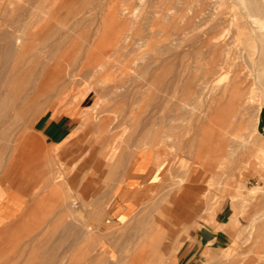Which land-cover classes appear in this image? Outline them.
Returning a JSON list of instances; mask_svg holds the SVG:
<instances>
[{"label":"rangeland","instance_id":"374dc122","mask_svg":"<svg viewBox=\"0 0 264 264\" xmlns=\"http://www.w3.org/2000/svg\"><path fill=\"white\" fill-rule=\"evenodd\" d=\"M54 1L0 0V35L30 46L0 74V179L28 188L0 264H264V0H123L129 29L108 17L122 0ZM229 82L243 111L213 99ZM134 158L155 166L136 209Z\"/></svg>","mask_w":264,"mask_h":264},{"label":"bare ground","instance_id":"6f19581e","mask_svg":"<svg viewBox=\"0 0 264 264\" xmlns=\"http://www.w3.org/2000/svg\"><path fill=\"white\" fill-rule=\"evenodd\" d=\"M55 1H57V0H55ZM54 1V3H56ZM62 1V0H61ZM64 1V0H63ZM66 1V0H65ZM105 1V0H104ZM117 1H119L120 2V0H117ZM123 1V0H122ZM121 1V2H122ZM129 1V0H128ZM131 1V0H130ZM51 2V1H50ZM72 2V1H71ZM103 0L101 1V4H103V3H105V2H103ZM119 2H117L115 5H121V3H119ZM158 2V1H157ZM53 3V5L55 6V4ZM68 3H69V1H68ZM107 4L108 3H112V2H110V0H109V2H106ZM114 3H115V0H113V4H112V6L114 5ZM119 3V4H118ZM134 2H132V4H133ZM153 3H154V1H153ZM183 3H185V2H183ZM187 3V2H186ZM100 4V3H99ZM100 4V6H102ZM123 5H125L124 4V1H123ZM150 5V4H149ZM192 5V4H191ZM253 6L252 7H256V6H254V4H252ZM54 6H52V8L54 7ZM61 6H63L62 4L59 6V7H61ZM105 7V9H106V4L104 5ZM126 6H128V4L127 5H125V9H126V13H121L122 15L124 14V16H120V14L118 13V11H120L121 9V12L123 11V8L121 7V6H117L118 7V9L117 8H112L111 6V11H110V13L108 14V17L117 25H115L116 27H122L123 29H124V27L126 28V29H129V26H127L128 25V23H129V21H131L129 18L130 17H132L131 16V14H132V12H130L129 11V9H131V8H133V6H134V4L132 5V7H131V4L129 5L130 6V8L128 9V8H126ZM3 7V6H2ZM58 7V10L60 9ZM66 7H68V6H66ZM65 7V8H66ZM120 7H121V9H120ZM153 7V6H152ZM181 7V6H180ZM186 7V6H185ZM57 8V7H56ZM61 8H63V7H61ZM108 8H109V5H108ZM107 8V9H108ZM151 8V7H150ZM154 8V7H153ZM106 9V10H107ZM124 9V10H125ZM152 9V8H151ZM183 9V8H182ZM132 10V9H131ZM52 11V10H51ZM129 11V12H128ZM135 11V10H134ZM258 11V10H257ZM131 13V14H130ZM264 14V13H263ZM50 15H52V14H50ZM103 16V15H102ZM168 16V15H167ZM175 16V15H174ZM192 16V15H191ZM260 17V16H259ZM104 18H106V17H104ZM258 18V17H257ZM142 19H145V18H142ZM178 19V18H177ZM53 20V19H52ZM107 20V19H106ZM110 20V21H111ZM150 20H151V18H150ZM172 19H170V20H168L169 22L171 21ZM259 20H260V26L261 27H263L264 28V15H262V17L261 18H259ZM54 21V20H53ZM136 21V20H135ZM138 21V20H137ZM136 21V22H137ZM140 21V20H139ZM138 21V22H139ZM146 21V20H145ZM161 21V20H160ZM173 21V20H172ZM109 22V21H108ZM137 22V23H138ZM157 21L155 20V23H156ZM185 22H186V20H185ZM217 22V21H216ZM215 22V23H216ZM142 23H143V21H142ZM146 23V22H145ZM158 23V22H157ZM177 23V22H176ZM53 24V23H52ZM135 24V23H134ZM139 24H141V21H140V23ZM149 24V23H148ZM163 24V23H162ZM175 24V23H174ZM192 24V23H191ZM50 24H48V26H49ZM130 25V24H129ZM136 26L138 25V24H135ZM167 25V24H166ZM188 25V24H187ZM189 25H190V23H189ZM189 25H188V27H189ZM47 26V25H46ZM114 26V25H113ZM140 26V25H139ZM163 26H165V25H163ZM186 26V25H185ZM193 26V25H192ZM199 26V25H198ZM51 27V26H50ZM148 27V26H147ZM162 27V26H161ZM168 27H171V26H167V28ZM188 27H187V29H188ZM191 27V26H190ZM163 28V27H162ZM165 28H166V26H165ZM175 27H173V28H170V29H174ZM45 29H46V27H45ZM155 29V28H154ZM186 29V30H187ZM194 29V28H193ZM140 30H142V29H140ZM157 30V29H156ZM262 30V29H261ZM6 32H4V34H3V31H2V35H0L1 37H0V39L1 40H3V41H5V42H3V41H1V42H3L1 45H0V74H3L4 72H6V70H7V68H6V63L8 62V61H10V58L12 57H14L15 59H17L18 57H20V56H22V55H24L26 52H27V47H29L30 48V46L28 45L29 44V36H28V34L26 33V31L25 30H23V32L21 33V34H19L22 38H23V43L22 44H20V45H15L14 44V42H13V40H12V33H13V31L14 30H12V31H9V32H7V29L5 30ZM129 31V30H128ZM134 31V30H133ZM216 31V30H215ZM1 32V31H0ZM142 32H144V31H142ZM145 32H146V30H145ZM150 32H151V30H150ZM149 32V33H150ZM131 33V32H130ZM183 33V32H182ZM190 32H188V34H189ZM31 34V33H30ZM141 34V33H140ZM143 34V33H142ZM36 35V34H35ZM34 35V36H35ZM39 35V34H38ZM132 35V34H131ZM146 35H148V34H146ZM179 35H181L180 33H179ZM142 36H144V35H142ZM204 36V35H203ZM31 37H32V35H31ZM30 37V38H31ZM35 37H33L32 39H34ZM133 38V37H132ZM147 38H149V37H147ZM157 38V37H156ZM155 38V39H156ZM180 38V37H179ZM182 38V37H181ZM180 38V39H181ZM206 38V37H205ZM210 38V37H209ZM134 39V38H133ZM167 39V38H166ZM179 39V40H180ZM193 39V38H192ZM197 40V39H196ZM31 41L32 40H30V43H31ZM34 41V40H33ZM32 41V42H33ZM143 41V40H142ZM182 41V40H181ZM186 41V40H185ZM188 41V40H187ZM195 41V40H194ZM205 41V40H204ZM210 41V40H209ZM0 42V43H1ZM149 42V41H148ZM142 43V42H141ZM147 43V42H146ZM152 43V42H151ZM162 43V42H161ZM187 44H188V42H186ZM199 44H201L200 43V41L198 42ZM203 43V42H202ZM194 44V43H193ZM197 44V43H196ZM149 45V44H148ZM159 45V44H158ZM189 45V44H188ZM191 45H192V42H191ZM198 45V44H197ZM203 45V44H202ZM205 45V44H204ZM207 45H208V43H207ZM151 46V45H150ZM192 46H194L195 47V45H192ZM200 46V45H199ZM199 46H197V48H199ZM221 43L219 42V41H211L210 42V44H209V47H210V50H213V52H217V50H219L220 48H221ZM228 46V45H227ZM141 47V46H140ZM144 47H146L145 45H144ZM153 47V46H152ZM202 47V46H201ZM207 47V46H206ZM224 47V46H223ZM196 48V49H197ZM203 48V47H202ZM214 48V49H213ZM148 49V48H147ZM152 49V48H151ZM158 49H159V46H158ZM158 49H157V51H158ZM200 49V48H199ZM224 49H226V48H224ZM223 49V50H224ZM198 50V49H197ZM202 50V49H201ZM160 51V50H159ZM197 52H199V50L197 51ZM204 52H205V50H204ZM207 52V51H206ZM219 52V51H218ZM158 53V52H157ZM161 53H162V51H161ZM194 53V52H193ZM199 53H201V51L199 52ZM155 55H156V53H154ZM202 54V53H201ZM205 54V53H204ZM215 54V53H214ZM161 55L162 54H160V57H161ZM199 55V54H198ZM201 57H202V55H201ZM200 57V58H201ZM208 57V56H207ZM212 57V58H211ZM210 58L212 59V63H215V62H218V61H220V59L219 58H215V56H211ZM154 58V57H153ZM199 58V59H200ZM205 58V57H204ZM207 59H209V58H207ZM159 60V59H158ZM210 60V59H209ZM206 61V60H205ZM222 62V61H221ZM203 63H205V62H203ZM225 63V62H224ZM144 64V63H143ZM219 64L220 63H217V64H215L216 65V67H217V65L219 66ZM149 65V64H148ZM151 65V64H150ZM214 65V66H215ZM222 65V64H221ZM226 65V64H225ZM240 67V66H239ZM204 68V67H203ZM255 68V67H254ZM153 69V68H152ZM11 70L13 71L14 69H12L11 68ZM11 70H10V72H11ZM211 70V69H210ZM140 71V72H139ZM145 71H146V68H145V66L144 67H141L140 69H138V72H139V76H141V74H143V73H145ZM211 71H213V70H211ZM210 71V72H211ZM147 72L149 73L150 71L149 70H147ZM205 72V71H204ZM215 72V71H214ZM236 72V71H235ZM212 73V72H211ZM240 73V72H239ZM238 74V73H237ZM236 75V74H235ZM248 76V75H247ZM240 77V76H239ZM238 77V78H239ZM0 78H1V76H0ZM236 78H237V76H236ZM235 79V76H234V78H233V80ZM148 81V80H147ZM263 81V80H262ZM231 82V81H230ZM229 82V84H226V85H223V86H220V84H217V85H214L213 86V99H215V98H217L216 97V95L217 94H219V93H222L223 95H231V98H232V96H234V100L236 101V105L243 111V109L245 108V105H246V103H247V97H246V95H245V92L243 91L244 90V88H241V85H238L237 83H234V82H236L235 80H234V82H232V83H230ZM238 82V81H237ZM243 83V82H242ZM139 84H136V86H138ZM2 88V87H1ZM247 88V87H246ZM4 89V88H3ZM2 89V90H3ZM248 89V88H247ZM1 90V89H0ZM3 92V91H2ZM253 92V91H252ZM254 93V92H253ZM255 93H256V91H255ZM256 96V95H255ZM254 96V94H251V96H250V98H251V100L255 97ZM0 97H2V93H1V96ZM253 100H255V98L253 99ZM0 101H2V103L4 102L3 100H1L0 99ZM259 101V100H258ZM6 103V102H5ZM260 103V102H259ZM4 104V103H3ZM3 104H1V105H3ZM5 108H6V106H8V104L5 106V104L3 105ZM3 106H1V107H3ZM0 108L1 110L2 109H5V108ZM247 107V106H246ZM7 108H9V107H7ZM260 108V107H259ZM261 109V108H260ZM259 110V109H258ZM6 111V110H5ZM5 111L4 110H2V111H0V115H3V117H5L4 115H5ZM12 111V110H11ZM1 112H4V114L2 113L1 114ZM7 113V112H6ZM15 113V112H14ZM35 113V112H34ZM12 114H13V112H12ZM38 114H40V113H38ZM258 114H260V113H258ZM42 114H40V116H41ZM11 116V115H10ZM40 116H39V118H40ZM8 117V116H7ZM12 117V116H11ZM14 117V116H13ZM0 118H2L1 116H0ZM1 120H3V119H1ZM9 120V119H8ZM1 124H2V122H1ZM2 127V126H1ZM101 127V126H100ZM102 132V131H101ZM104 132H105V130H104ZM117 144V143H116ZM110 145V144H109ZM110 146H112V143H111V145ZM115 146V145H114ZM261 146H263V145H261ZM116 147L117 146H115V147H113L112 149H111V151L109 152V158L111 159L112 157H114V155L116 154ZM110 148L111 147H109V150H110ZM263 148V147H262ZM56 150V149H55ZM264 150V149H263ZM104 152V151H103ZM106 152V151H105ZM102 154V153H101ZM106 154H107V152H106ZM264 155V154H263ZM103 156V155H102ZM258 156V155H257ZM259 158H261L263 161H264V157H261V155L259 156ZM109 159V160H110ZM113 159V158H112ZM106 160V159H105ZM108 160V161H109ZM119 160V159H118ZM50 161V160H49ZM61 167V166H60ZM111 167V166H110ZM87 180V179H86ZM183 180V179H182ZM193 180V179H192ZM212 182V181H211ZM210 183V182H209ZM213 184V183H212ZM263 189V186H261V185H255V186H253L251 189H250V193H253V194H257L259 191H261ZM183 192V191H182ZM7 227H9L8 225H7ZM164 229V228H163ZM4 231V230H3ZM161 231V230H160ZM163 233V232H162ZM165 233V232H164ZM7 236V235H6ZM10 240V239H9ZM1 246V245H0ZM52 252V251H51ZM16 253H17V251H16ZM19 254V253H18ZM51 255V254H50ZM53 255H55L54 253H53ZM52 255V256H53ZM1 256V255H0ZM55 257V256H54ZM57 257V256H56ZM60 257V256H59ZM58 257V258H59ZM1 258H2V256H1ZM57 258V259H58ZM144 258V257H143ZM16 259V258H15ZM51 259H54L53 257L51 258ZM60 259H62V258H60ZM138 261L140 260V259H137ZM3 261V260H2ZM5 261H7V260H5ZM54 262V261H53ZM55 263H56V261H55Z\"/></svg>","mask_w":264,"mask_h":264},{"label":"crops","instance_id":"0c3cea01","mask_svg":"<svg viewBox=\"0 0 264 264\" xmlns=\"http://www.w3.org/2000/svg\"><path fill=\"white\" fill-rule=\"evenodd\" d=\"M51 129L53 135L59 133L52 125ZM154 169L152 162L144 170L137 169L134 158L130 169L124 175L123 184L130 190L127 202L134 204L135 209L150 195L151 183L155 181ZM27 189V183L20 179L7 177L0 179V229L24 212L28 201ZM112 200L115 202V214L118 216L117 198L112 197Z\"/></svg>","mask_w":264,"mask_h":264}]
</instances>
